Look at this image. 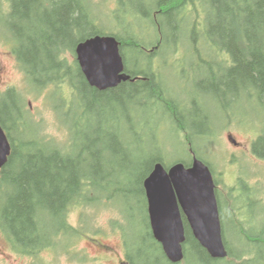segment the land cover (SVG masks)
<instances>
[{
	"label": "trees",
	"instance_id": "16d2710c",
	"mask_svg": "<svg viewBox=\"0 0 264 264\" xmlns=\"http://www.w3.org/2000/svg\"><path fill=\"white\" fill-rule=\"evenodd\" d=\"M121 4L142 26L158 24L160 31L155 25L154 32L161 35V48L169 41L173 53L181 44L186 54L228 58L230 66L209 70L197 94L214 87L208 96L221 105L247 100L260 108L263 135L256 151L264 157V0ZM99 13L93 0H0V37L13 45L31 88L42 92L51 85L68 87L66 93L51 94L56 121L65 132L58 140L47 134L43 122L34 120L20 92L12 88L0 93V123L13 147L0 178V228L24 253L44 249L56 231L69 228L67 212L73 207L108 204L118 210H147L144 180L167 153L164 138H178V133L162 131L164 122L189 119L188 111L169 100L154 81L124 83L102 92L88 84L76 60L66 65L63 53L100 34L115 36L126 54L125 43L132 38L101 29ZM130 46L141 48L136 41ZM124 59L129 68L127 56ZM166 116L170 118H161ZM205 121L206 116L195 111L188 124L200 129ZM187 245L194 252L189 257L187 249L188 264L211 263L189 228ZM150 252H141L142 264L154 259L155 250Z\"/></svg>",
	"mask_w": 264,
	"mask_h": 264
},
{
	"label": "rangeland",
	"instance_id": "374dc122",
	"mask_svg": "<svg viewBox=\"0 0 264 264\" xmlns=\"http://www.w3.org/2000/svg\"><path fill=\"white\" fill-rule=\"evenodd\" d=\"M119 0H94V2L100 6L101 8V15L98 14L99 21L97 20L98 26L103 30H110L116 33H120L122 36H128L125 32V28L118 29L115 25V12L119 10ZM119 16L121 19H123L126 23H132L135 27V32L138 31V27L141 25V21L138 19H133L130 10H128L127 7H125L120 13ZM97 19V18H96ZM145 22V21H144ZM142 36V35H141ZM6 37V36H4ZM169 40L172 41L170 38ZM181 54H185L181 51V48H179ZM13 53V47L12 44L5 39H0V90L4 91L5 89H8L9 87H12L16 89L18 92H20L26 101V105L28 109L30 110V113L33 114V117L37 121L43 122L45 125V131L50 137H53L55 139H63L65 136L64 130L60 129L58 126V123L55 118V114L53 112L52 103L51 100H49L48 94L45 95L32 93L30 86L27 84V80L23 73L20 71L19 67L15 63V57L12 56ZM64 54H72L71 52L66 51ZM136 54H141L139 51L136 52ZM71 57V60L73 61V57ZM190 61V59H189ZM53 91V88L49 89V92ZM66 93V91H64ZM203 100L208 101L205 105V111L211 116H216L217 114H222V107L218 104H216L213 101H210L207 95L202 96ZM256 106L254 103L247 101V100H241L238 104H234V113L236 115V123H232L229 126L225 123V119H222L223 123H221V129L225 128L229 131H224V135H218V142L219 145L215 146V150H224L228 151L226 148L228 144V136L233 135L234 138L242 143L247 142L250 140V137H255L257 134H259V130H253V128L247 127L250 126L253 123H255L257 120H260L261 118V112L258 110L256 112ZM222 117L226 118V116L221 115ZM256 118L255 121H253ZM243 127H241L240 125ZM238 125V126H237ZM254 128H258L255 126ZM166 133V131H165ZM181 137V136H180ZM200 142H208L213 143L214 139L209 137V135H204L201 138L198 139ZM171 141L174 144V148H171L167 155L165 156L166 163L172 164L180 159H188V153L185 151L184 154H182L181 145L180 143L175 140L173 137L171 139H168L167 137L164 138L163 142L166 146H171ZM182 141V137H181ZM227 143V144H226ZM199 149H201V145L198 144ZM176 147V148H175ZM179 150H178V149ZM164 164L165 162L162 161ZM223 164V163H221ZM220 164V165H221ZM219 165V166H220ZM119 207H115L117 209ZM137 209V208H135ZM87 210H81L78 208H74L72 210V214L75 213L77 216L70 215V222L72 225L76 228L74 231L73 236V242L71 243V249L73 250L77 245H85L87 247V251L89 253H94L96 248H93L90 246V242L84 240L85 236H94L95 234H108L111 233L115 229V225L119 222H121V218L118 216V214L113 209H106L103 207V209L96 210L98 214H92ZM102 210V211H101ZM121 212L124 220V229L128 231V236L130 239V242L132 244H136L141 248V252L146 250V252H149L151 255V249L155 250V253L152 254L154 259L151 257L147 258L145 260L146 264H163V261L161 259L160 254H157V250L155 248H152L149 242H143L142 237L146 234V226H145V210H118ZM85 213V216L83 214ZM135 215V217H133ZM133 217V218H132ZM81 232V233H80ZM90 233V234H89ZM225 238L227 239L228 243L234 248L237 249L236 244L234 243L232 239V235L229 229H227L225 233ZM62 240L66 239V237H62ZM84 240L81 242V240ZM59 241L58 245H60L62 248H66V250H58V249H50L48 251H45L39 256V262L37 263V260L35 259V264H66L67 262H74V251L72 253L67 252L66 244L63 241ZM103 244L108 246H116V248H119V240L115 236H109L106 238V240H103ZM0 249L2 252L6 253L7 255L4 257L8 259L7 262L4 260L2 261L0 258V264H26L28 261L26 259L16 258L14 254L10 253L9 250L10 247L8 245L3 244L0 242ZM194 252H190V256H193ZM42 257V258H41ZM68 259L67 261L65 259ZM10 259V260H9ZM193 259V257H192ZM165 264H167L166 261H164ZM102 264H114V260L111 259H105L102 257Z\"/></svg>",
	"mask_w": 264,
	"mask_h": 264
},
{
	"label": "water",
	"instance_id": "95a60500",
	"mask_svg": "<svg viewBox=\"0 0 264 264\" xmlns=\"http://www.w3.org/2000/svg\"><path fill=\"white\" fill-rule=\"evenodd\" d=\"M79 65L88 83L99 91L116 88L125 66L119 42L114 37H95L77 47ZM11 144L0 124V173L11 155ZM155 238L172 262L183 259L185 226L182 213L200 244L214 257L225 255L212 176L207 166L195 160L186 169L182 164L165 171L158 164L144 183Z\"/></svg>",
	"mask_w": 264,
	"mask_h": 264
},
{
	"label": "flooded vegetation",
	"instance_id": "af4514ba",
	"mask_svg": "<svg viewBox=\"0 0 264 264\" xmlns=\"http://www.w3.org/2000/svg\"><path fill=\"white\" fill-rule=\"evenodd\" d=\"M145 59L157 66L161 56H164L170 63L178 65L182 61V55L176 54L173 58L167 54H144ZM200 112V110H198ZM200 129L207 132L212 131L211 124L207 119L200 122ZM261 147V146H259ZM254 143L242 151V155H250L253 159H245L240 164L236 155L230 160L231 175H227L224 170L217 171V193L220 203V216L224 221V239L227 257L224 259H214L208 256L210 264H264V171L259 168L264 167V157L254 153ZM232 176V184L227 183V177ZM230 186V191L228 188ZM227 208V210H224ZM227 229L230 230L232 239L237 246L234 249L225 238ZM96 248L97 256L91 257L84 247L79 250L83 255H78L74 262L66 264H102V257L107 254L114 258V264L131 263L133 255H129L125 248L106 246L100 242H92ZM6 254L0 249L1 260ZM88 258V259H87ZM68 259H66L67 261ZM20 264V263H18Z\"/></svg>",
	"mask_w": 264,
	"mask_h": 264
},
{
	"label": "bare ground",
	"instance_id": "6f19581e",
	"mask_svg": "<svg viewBox=\"0 0 264 264\" xmlns=\"http://www.w3.org/2000/svg\"><path fill=\"white\" fill-rule=\"evenodd\" d=\"M214 89H215L214 87L206 86V87L203 88L202 91H203L204 95L208 96V95H210V94H212L214 92Z\"/></svg>",
	"mask_w": 264,
	"mask_h": 264
}]
</instances>
